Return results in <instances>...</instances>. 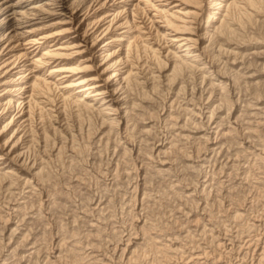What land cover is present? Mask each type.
<instances>
[{
	"label": "bare ground",
	"instance_id": "1",
	"mask_svg": "<svg viewBox=\"0 0 264 264\" xmlns=\"http://www.w3.org/2000/svg\"><path fill=\"white\" fill-rule=\"evenodd\" d=\"M0 264H264V0H0Z\"/></svg>",
	"mask_w": 264,
	"mask_h": 264
}]
</instances>
